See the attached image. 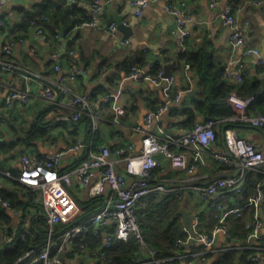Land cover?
Masks as SVG:
<instances>
[{
	"label": "crops",
	"instance_id": "1",
	"mask_svg": "<svg viewBox=\"0 0 264 264\" xmlns=\"http://www.w3.org/2000/svg\"><path fill=\"white\" fill-rule=\"evenodd\" d=\"M165 1H153L144 9L140 17L135 16L129 0L102 1L97 16L92 14L91 0L71 2L72 11L62 7L59 10L56 9V12H60L57 18L53 16V22L59 26L57 29L59 36L56 39H52L53 37L49 34V31H53L51 27L53 22L48 27L49 31L44 30L43 35H38L33 27L31 29L24 28L21 19L24 13H37L45 8L55 6L56 3L60 4L63 0H10L0 9V44L6 41L14 42L11 57L15 61L12 70H0V141L16 143L15 149L11 153L0 154V160L5 169L12 170L11 173L18 172L22 155L35 154L42 157L64 149L74 140H85L87 134L89 135L87 124L83 121L75 124L70 121L57 120L59 116L72 111L73 107L68 104V99L57 97L58 94L55 95L59 105L56 106L58 108L53 109L51 102L39 95L42 84L47 80L59 78L61 72L54 70L55 64H60L62 70L68 69L69 66H81L85 70V73L77 76L73 83H68V87L76 93H87L93 110L100 114L110 115L109 105L103 104L102 98L106 93L115 92L118 88L122 89L119 101L125 109L122 116H125V121L131 125L145 126V119L150 116V113L156 112L154 111L155 106H167L166 112L151 118V122L146 128V131L155 134H158L159 129L162 130L163 133H159L161 137L169 136L166 131L171 135L180 134L178 123L183 117L180 114L172 116L169 110L179 105L192 107L193 99L197 97L199 91L195 69L186 67L183 61L178 60L179 52H191L197 48L205 47L204 49L211 51L213 63L227 69L228 75H225L224 78L230 85L234 86L239 83L236 80L238 74L236 61L239 59L244 63L246 77L264 82V69H259L256 66V56H243L245 47L251 46L257 48L259 56L264 58V0H261L260 4H255L254 0H216L217 5L214 8L209 6V0H170L171 2H185L184 14L187 20L183 30L188 32L185 38L181 37V32L177 29V17L164 11ZM228 4L234 9L233 28L223 26L218 18L219 13ZM64 10H66L65 14ZM85 14L97 18L95 27L77 28L74 22L79 21ZM109 24L116 26L115 34L109 31ZM63 26L69 29L64 34L60 30ZM72 26L74 27L72 28ZM233 30L241 31L244 36V43L236 49H233L229 43V37ZM120 39H127L129 43L121 44L119 43ZM140 59H144L143 65L146 62V66H144L148 70H150L151 63H159L164 71L165 65L174 62L169 67L168 74L172 78L171 88L173 92H176L174 96H178V100L171 102L165 95L162 89L165 87L163 81L159 84L153 83L151 79L144 76L137 79L124 78L131 66H136ZM130 62L133 63L130 64ZM155 75L151 73V76ZM9 87L29 90L32 96L31 102L23 105L15 101L10 106H6L4 97ZM190 91L194 93L189 95ZM232 94L234 93H230V95ZM228 97L227 105L237 113V109L231 105ZM255 114L257 113L250 112L248 115ZM39 120L38 127L49 123L47 133L41 140L34 141L32 144H21L18 140L22 139L26 130L28 131L32 124L36 125ZM198 122H202L201 116H197ZM215 127L216 139L203 152L201 160L198 161L201 164L194 169L192 174L184 170L172 169L164 158L160 155L156 156L160 162V168L157 171L159 178L166 181L171 194H157V196H153L154 202L165 201L164 204L168 205L169 211L173 213L172 216L179 220L183 230L187 232L182 216V213L185 212L190 217L191 226L196 235L201 230L203 232L213 230L218 225L220 213L212 208L210 200L202 199L196 188L217 177L234 173V168L230 163L220 162L215 158V156L221 155L229 157L222 136L225 126L216 125ZM234 127L240 137L254 142L264 153V127L255 128L246 122ZM21 131L24 132L21 133ZM102 135L109 145H119L129 139L134 143L135 151L140 147L141 135L129 132L127 127L122 125L115 124L114 128L105 125ZM97 144L93 149H96ZM78 155V153H67L61 161V170L76 166ZM187 155L192 160L191 153L188 152ZM254 174L251 175L254 176ZM72 180L71 193L75 200L78 203L87 201L89 203L87 189L78 190L75 187L76 177L73 176ZM247 182L248 179L241 194L227 192L220 201L225 210L238 207V205L243 209L242 215L229 214L226 218V220L231 219L228 230L232 237L237 231V221L241 223V227L246 221L247 223L254 221L253 209L247 205L242 206L247 198L255 192L249 189ZM8 183L7 180L0 178V185L4 184L10 187ZM39 203L41 204L40 199ZM137 207V210L141 211L146 206L138 203ZM14 224L17 225L18 222L14 220ZM105 231L113 233L114 228L111 225L102 228L99 240H97L99 243L100 240H103ZM143 235L147 248L152 250L151 246L156 244L153 241L148 242L149 232L144 231ZM188 237L187 232V238L181 240V247L184 250L182 254L176 255L175 253L172 257L170 254L164 259L161 258V261L158 259L159 262L152 263L149 262L151 258H147L148 250L145 251L144 257L140 248L137 258L139 257V260L147 258V264H166L168 262L172 264H205L207 261L210 263L222 250H226L229 245H232L225 240L222 234H218L215 236L210 250H204L195 238L191 245L186 246ZM2 240L3 236L0 234L1 245H3ZM7 242H13L11 237L7 238ZM91 247L94 248L91 250L96 249L92 245ZM204 251L211 254L212 257L208 260L205 259ZM62 263L98 264V258L95 257L91 260L79 255L75 259H68L64 256Z\"/></svg>",
	"mask_w": 264,
	"mask_h": 264
},
{
	"label": "built area",
	"instance_id": "2",
	"mask_svg": "<svg viewBox=\"0 0 264 264\" xmlns=\"http://www.w3.org/2000/svg\"><path fill=\"white\" fill-rule=\"evenodd\" d=\"M10 0H0V9L3 8ZM70 3L73 0H68ZM111 2L120 0H94L90 4L92 14L99 11L101 2ZM155 0H129L135 16L140 17L144 9ZM255 4L262 3L261 0H254ZM184 1L164 2V11L177 17V29L181 32V37H186L188 32L183 30L187 20L184 14ZM217 5L216 0H209V6L214 8ZM223 26L233 28L235 22L234 11L226 5L218 16ZM31 24L34 26V31L38 35H43L41 28L35 27V21ZM97 25V18L91 17L89 21L81 22L77 25L80 27L93 28ZM109 31L112 34L116 32V26L109 24ZM119 43L128 44L127 39H120ZM230 46L236 49L244 43V36L241 31L233 30L229 37ZM14 42L6 41L0 44V68L4 70H12L15 66V61L11 59ZM69 54H72L69 52ZM256 56V66L259 69H264V58L259 56V51L255 47L247 46L243 50V56ZM238 74L236 80L239 82L241 76L245 73V66L241 59L236 61ZM188 67V65H186ZM146 69V70H144ZM54 70L61 72L57 80H47L41 87L39 94L45 100H49L56 109L59 105L57 97L68 99V104L73 108L68 114L65 113L59 116L57 120L78 122L81 116H87L91 131L101 134V125L105 121L103 114L93 110L90 104V98L87 93H76L68 87V83H73L77 76L85 73L81 66H69L68 69L62 70L60 64L54 65ZM163 71L159 70L155 76H151L150 70L147 68H137L131 66V71L126 74V79H137L144 76L151 79L153 83L159 84L165 82V87L162 88L167 95L169 86H171L172 78L162 77ZM226 75L227 69H226ZM122 89L118 88L115 92L106 93L103 98V103H108L110 113L112 114V123L127 127L131 133H139L141 135L140 147L135 151L133 142H125L124 144L112 146L106 143L99 144L96 149L90 146V143H83L77 139L73 143L67 145L64 149L57 150L44 156L39 155H22L20 160V169L18 176H13L9 171H0V175L12 180H16L32 192L38 194L42 210L40 211L45 217V223L48 231L46 241L39 255H33L32 249H29L24 254L19 256L11 263L3 264H21L24 260L34 258L37 264H61L62 258L75 259L79 255L84 258L93 260L98 258V264L102 263L104 253L100 250H107L111 247L113 239L125 241L130 236H134L139 240L143 256L145 251L143 242L140 237L139 226L135 217L137 204L144 198L165 194L170 195L166 181L160 179L156 169L160 168V162L156 156L160 155L164 158L172 169L184 170L189 174L194 172L198 167L199 160L202 158L203 152L208 149L216 139L215 126L221 121L239 120L246 122L255 128L264 127V112L255 115L245 114L244 108L249 103V99H240L234 94L228 97L232 106L237 109V115L231 118H226L221 121L207 120L206 122H198L192 128H179V133L176 137L164 136L159 129L158 134L146 131L151 122V118L166 112L167 106H162L155 113H150L145 119V126H125L120 122V117L124 114L125 109L119 98ZM55 97V95H57ZM31 93L26 89H17L9 87L7 94L4 97V104L10 106L17 101L20 104L26 105L31 102ZM174 100H178V96ZM240 110V112H239ZM224 146L227 152L226 155L215 156L220 162L230 163L234 168V173L224 177H217L205 185H199L196 190L203 200L211 201L212 208L218 210V225L210 232L199 231L195 236L204 250H210L214 243L215 236L222 234L227 242H230L229 248L239 249L246 248L251 250L249 259L256 264H264V233L261 230V220L259 218V209L264 199V179L258 184L255 192L247 198L245 205L253 209L254 221L247 223L246 228L248 233L243 239L232 238L225 224V220L229 214L235 216L242 215L241 207H232L225 210L222 208L221 198L227 192L241 194L246 185L248 176L252 173L264 175V153L260 147L252 141L246 140L237 134L234 126H229L223 129ZM185 152H190L192 160ZM67 153H85V157L81 158L77 165L67 170H61V161ZM73 176L76 177L77 183L75 187L78 190L87 189L88 198L102 197L103 204L96 212L89 215H82L83 210L81 205L75 200L71 193L73 187ZM1 206L8 211L16 222H23L27 225V218L21 220V212L12 208L8 201H0ZM68 224L69 227L60 231H55L56 224ZM111 225L114 228L113 233L105 231L103 233L102 249L88 250L84 244L77 249L73 246V241L86 231L88 227H94L95 234H100L101 229ZM195 229L196 221L193 224ZM28 233V229L24 227L20 240ZM85 238V237H83ZM11 249H14L13 243H8ZM181 245V240H176V246ZM4 250V246L0 244V252ZM100 252V253H99ZM157 251H147V258H151L149 262L157 263L155 258ZM146 258V259H147ZM137 259V264H147V260Z\"/></svg>",
	"mask_w": 264,
	"mask_h": 264
},
{
	"label": "trees",
	"instance_id": "3",
	"mask_svg": "<svg viewBox=\"0 0 264 264\" xmlns=\"http://www.w3.org/2000/svg\"><path fill=\"white\" fill-rule=\"evenodd\" d=\"M77 1L79 0H73L74 3H78ZM91 1L93 2L94 0ZM62 7L66 8V10L69 11L73 10V5L70 4L68 0H63L62 3H56L55 6L45 8L37 13H24L21 19L22 25L24 26V28L29 27V29H31L32 27L34 28L31 22L35 21V27L41 28L43 31H49L48 27H50V24L53 22V16L57 18L58 14H60V12H56V9L59 10ZM66 10H64V14ZM90 19L91 17L85 14L79 21L74 23H76L75 25H79L81 22L89 21ZM74 26H72V28ZM51 27L53 28V31H49L50 36L53 37L52 39L58 38L59 32L57 31V29L59 28V26H57L56 23L53 22V25ZM60 30H62L64 34V32L66 33L69 29H66L63 26ZM204 48L200 47L197 48V50L191 52L181 51L178 54L179 61H183L185 65H188V67H193L195 69L197 73V84L199 89V91L197 92V97L193 99L194 105L192 107H182L181 105H179L172 107L171 110H169L172 116H176L179 114L182 115L183 118L181 122L178 123V127H183L185 129L192 128L195 124H197V116L202 117V122H206L207 120L221 121L223 119L236 116L237 113H235L234 110L226 103V99L230 95V93H234V95L241 99L250 100L245 107V114H250V112H264V82L260 80H251V78L245 76L246 74H243L239 83H236L234 86L230 85L224 78L226 75V69L223 66H218L213 63L211 51H208ZM143 62L144 59H140L136 66L145 68L146 62L144 64L145 66L143 65ZM1 69L2 68H0V70ZM149 69L150 73L156 74V72L162 70V67L159 63L156 62L151 63ZM130 71L131 68L126 74H129ZM166 93L169 97V100L172 102L175 99L174 95L176 94V92H173L170 86ZM103 104L109 105L108 103ZM156 107L157 106H155L154 111L160 108L159 106L157 108ZM104 119L105 121L102 123L101 129H103V126L105 125H109L114 128L115 125L111 122V113L109 116L105 115ZM81 121L87 124L89 132V135L87 134V139H82L83 143H90V146L92 148H94L97 143V146L99 144H102V132L101 134H99L97 132L94 133L91 131L89 123L90 121L87 116H81L80 120L78 122H75V124H78ZM120 122L125 126H134L125 121V116L120 117ZM240 123L242 122L239 120H225L221 121L219 125L220 127L222 125L226 128L229 126H236ZM38 125H40V120L36 125L32 124L28 128V131L26 130L24 137L22 139H19L18 141H20V143L23 145H29L34 143V141L41 140V138L47 133L46 130L49 123L42 125V127H38ZM22 132L24 131H21V133ZM215 135L217 136V132H215ZM128 141L129 139L124 140L119 145L124 144ZM15 146L16 143H9L3 140L0 141V154L11 153L15 149ZM83 157H85V153H80L77 156V162ZM158 170L159 169H156L155 173ZM0 171H9L3 167V163L1 162V160ZM11 171L12 170H10L9 172L11 173ZM18 173L19 170L18 172L13 171L11 174L16 177L18 176ZM0 178L7 180L9 182V186L11 187H7L4 184L0 185V201H8L12 208L20 211L21 220L23 218H27V225L24 226L22 221L18 222V224L15 225L13 220L14 218L1 206L0 202V234L3 236L2 244L4 246V250L0 252V264L11 263L15 261L19 256L24 254L29 249L33 250V255H39V252L43 248L46 241L48 228L45 223V217L40 212L42 210V207L38 201V194L32 192L30 189L26 188L16 180L9 179L7 177H4L3 175H0ZM263 179L264 175L261 174H254V176L250 175L247 182L249 189L253 190L254 192L257 189L258 184L261 183ZM153 196L155 195L148 196L141 200V202H139L144 204L146 207L141 211L137 210V207L135 210V217L139 226L140 237L143 242L144 249L150 250L146 246V240L143 235V232L146 231L149 232L150 235V239L148 240V242L153 241L156 244L151 246V248H154L157 251L155 258L160 259L161 261L170 254L172 257L175 253L176 255H178V253H184L183 247H181V245L176 246V240H185V238H187V232L183 230V227L179 223V220L175 219L172 216L173 213L169 211L168 205L164 204L165 201L154 202ZM101 198L102 197H91L89 198V203L88 201L79 203L83 210L81 217L83 215H89L93 212H96L101 204H103ZM244 205L245 203L242 206ZM261 208L264 212V199L261 203ZM230 222L231 219L225 220V223L228 227L230 225ZM246 224L247 221L244 222L241 227V223L237 221V231L234 232L235 235L232 238L245 237L248 233V229L244 227ZM24 227L28 229V233L24 236L23 240H20L19 238L21 237V233ZM68 227V224L59 223L55 225V231H60ZM95 230L96 229L94 227H88L86 231L82 233L81 238L77 237L73 241L74 247L79 249L80 245L84 244V247L88 250L94 249L91 247V245L93 247H96V249H102V240H100V243L97 241L99 240L100 234L96 235L94 233ZM10 237L13 240V242L11 243H13L14 249H11V245H9L7 242V238ZM140 248V242L134 236H130L125 241L113 239L112 245L109 249L100 250V252L104 253V259L102 260L101 264H137L136 261L138 259L137 256L139 255ZM250 252L251 250H248L246 248L231 249L228 247L226 250H222L221 253L210 263H208L207 261V263L205 264H255L249 259ZM203 255L205 259L207 258V260L212 257L211 254H208L205 251ZM21 264L37 263L35 262L34 258H30L24 260ZM166 264L172 263L168 262Z\"/></svg>",
	"mask_w": 264,
	"mask_h": 264
},
{
	"label": "water",
	"instance_id": "4",
	"mask_svg": "<svg viewBox=\"0 0 264 264\" xmlns=\"http://www.w3.org/2000/svg\"><path fill=\"white\" fill-rule=\"evenodd\" d=\"M95 16L98 15V13L94 14ZM109 29V28H108ZM133 62H130V64H132ZM174 64V62L172 64H168V65H165V68H164V71H163V74H162V77L163 78H167L169 76L168 74V71H169V67L172 66ZM194 92L190 91L188 92V94H193ZM166 134L168 135L169 134V137H176V135H171L170 132H167L166 131ZM222 136H223V131H222ZM182 216H183V220H184V223H185V228L189 234V237H188V240H187V244L186 246L188 245H191L193 243V240L196 236V233L195 231L193 230L192 226H191V221H190V217L185 213L183 212L182 213ZM259 218L261 220V230L262 232L264 233V212L262 210V208L260 207L259 209Z\"/></svg>",
	"mask_w": 264,
	"mask_h": 264
}]
</instances>
